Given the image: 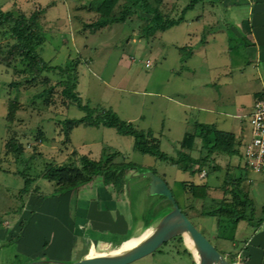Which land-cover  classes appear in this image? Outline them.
I'll use <instances>...</instances> for the list:
<instances>
[{"label":"rangeland","instance_id":"1","mask_svg":"<svg viewBox=\"0 0 264 264\" xmlns=\"http://www.w3.org/2000/svg\"><path fill=\"white\" fill-rule=\"evenodd\" d=\"M92 1L0 0V4L6 11L36 16L45 38L42 55L51 65L65 64L70 59L77 62L78 91L84 103L97 110L112 109L136 128L152 131L161 140L164 152L177 155L186 132L200 122L199 108L205 107L228 108L226 111L230 114H217L219 128L238 133L243 145L251 141L250 117L256 100L264 93V64L259 67L247 64L254 50L250 38L238 33L239 30L228 29L225 17L213 24L215 30L225 35L218 44L208 48L209 53L202 52L199 41L203 35L202 24L215 22L211 11L216 9L220 15L225 2L199 3L198 9L187 15V21L147 37L143 35L147 15L143 19L134 14L126 22L92 32L89 25L100 17V13L91 9ZM163 1L164 13L176 18L191 2ZM152 2L156 4V0ZM123 3L121 0L116 7V14H121ZM249 11L247 7L241 14L250 18ZM14 42L9 26L0 25V55H6ZM148 62L150 67L146 66ZM27 65L20 58L10 64L0 61V264H64L81 260L92 242L99 249L120 245L122 235L82 224L78 214L76 221L72 218L75 213L72 210L77 208V200L73 203L72 195L64 199L61 198L64 193L51 196L57 185L45 176L49 165L74 163L82 167L83 154L100 159L103 149L107 148L110 153L119 152L116 162H134L165 178L181 202H186L182 181L202 183V170L192 176L189 171L136 151L134 138L120 134L115 128L69 126L67 120L83 118L86 113L62 94L63 86L57 75L46 72L33 77L26 71ZM225 94L235 97L237 105L221 106ZM10 141L22 145L20 156L9 148ZM200 147L201 143L196 148V156H200ZM234 160L244 164L238 156ZM192 166L199 168L197 164ZM206 168L212 172L211 166ZM246 171L249 180L254 181V184L248 183L254 207V213L249 216L264 221V175ZM225 174L226 171L213 174L205 181L220 184ZM29 178L30 190H26ZM127 179L132 181L121 191L116 192L112 185L107 187L109 194L115 200L120 197L125 200L127 212L136 210L146 216L159 199L147 192L150 180L135 172H129ZM100 186H104L101 177L80 190H95ZM130 187L133 191L144 189L134 197ZM242 188L245 190L243 185ZM201 208L202 201H199L197 208L191 210V221L219 251L231 249V241L214 236L218 231L234 235L231 227L219 229L217 216H203ZM70 221L75 227H70ZM156 226H144L138 234ZM227 259L234 260L231 256ZM132 264L198 262L184 234Z\"/></svg>","mask_w":264,"mask_h":264},{"label":"trees","instance_id":"2","mask_svg":"<svg viewBox=\"0 0 264 264\" xmlns=\"http://www.w3.org/2000/svg\"><path fill=\"white\" fill-rule=\"evenodd\" d=\"M120 1H92L91 9L100 13L98 20L89 25L92 32H96L107 25L126 22L131 15L136 14L143 19L149 16L143 30V35L149 37L157 32L167 31L182 24L186 21L189 12L196 10L199 3H205L207 0H191L183 8L180 17L177 18L164 13L162 9L163 0H156V4L152 0H124L121 14H116L115 10ZM0 25L9 26V31L15 38V42L11 44L7 54L0 55V61L10 64L13 60L20 58L28 63L26 71L33 77H38L46 72H53L59 77V84L63 86L62 94L86 113L83 118L67 120L69 126L84 124L86 126L115 128L120 134L134 138V149L136 151L150 154L162 162L178 165L183 171H189L192 176L196 175L206 165L211 166L212 171L217 170L218 165L214 166L212 164L215 163L217 155L231 158L239 156L243 160V152L236 135L232 132L220 130L212 123H196L195 132L185 135L176 156L164 152L161 149V140L152 131L136 128L132 122L122 119L112 109L97 110V108L84 103V99L78 91L77 62L70 59L65 64L51 65L44 59L42 51L45 47V38L41 33L35 15L27 17L25 14H18L12 10L6 11L0 4ZM209 32V30H205L204 36L208 35ZM200 43L202 44V38ZM181 49H184V47H181ZM198 139L201 147L200 156L196 157L192 154V151L195 149ZM8 146L17 156L23 153L22 145L16 141H10ZM118 154V151L110 153L107 148H104L100 159L83 154L81 156L82 167H78L74 163L49 165L45 176L57 185L51 196L81 188L100 177L103 179V185L107 187L112 185L115 191L118 192L132 181L127 179L129 172H135L140 176L142 172L154 171L144 169L134 162H116L115 158ZM193 164H197L199 168L194 169ZM238 166L241 170L247 172L244 164H238ZM147 178L150 180L149 177ZM164 180L166 179L164 178ZM31 181L30 178L26 181V190H30ZM225 181L226 189L231 192V198L227 194L221 201L212 199L210 202V187L207 183L182 181L181 185L186 195V202L179 201L173 193L188 217H193L191 210L196 209L199 201H202V208L199 210L201 214L219 217V227L226 229L246 219L249 213L253 214L254 207L253 201L242 188V177H235L228 172ZM143 189L144 187L133 191L130 187V193L137 195ZM148 194L159 198L146 214V225L149 227L158 223L173 208V203L166 196L152 195L150 191H148ZM31 264L42 263L35 262Z\"/></svg>","mask_w":264,"mask_h":264},{"label":"crops","instance_id":"3","mask_svg":"<svg viewBox=\"0 0 264 264\" xmlns=\"http://www.w3.org/2000/svg\"><path fill=\"white\" fill-rule=\"evenodd\" d=\"M222 1L225 2V4L220 15H218L216 9L214 11H211L212 15L215 18V22H213L211 25L202 24L203 35L199 37V41H201L202 38V52L204 54L209 53L210 50H208V48L214 44H218L219 39L223 35H225L224 32L221 34V31L215 30L216 28H213V24H215L218 21L217 20L218 18L225 17V19L227 20L226 22H228L229 25L228 29L233 30V32L234 30H239L240 32L238 33H240L241 35L246 34V36L250 38L254 50H253V54L248 59L247 64L253 63L256 65V67H259L261 64H264V0H222ZM247 7H249L250 9L249 11L251 16L250 18H246L245 15L241 14V12L243 13L245 8ZM209 28H212V30L209 32L208 35L204 36L205 30ZM194 38L197 37L194 36ZM221 100H222L221 106L223 107L237 105L236 98L229 94L223 95ZM199 109L201 110L200 112H202L199 114L200 118H198L200 122L212 123L215 124L218 129L227 131L219 128L220 124H218L217 114L218 115L230 114L229 112L226 111L228 108L205 107ZM235 116H239V115H235ZM220 122L222 123V121ZM193 132H195V127L193 128V130L186 132V134ZM228 132H232L236 135V138L242 150L244 148V145L240 140V136L238 135V133L233 131H228ZM181 142L179 146L181 145ZM199 144H200V140L198 139L196 141L195 149L192 151V154L194 156H196L195 151ZM234 158L235 157L231 158L228 156L217 155L215 157L216 159L215 163H212L214 166L218 165L217 170L208 172L209 168H206L207 165L202 168V171L200 172V174H202V183H207L210 187L209 188L210 202L212 199L221 201L225 198V196H227V194L228 197L231 198V192L230 190L228 192V189H226V181H225L228 172L232 173V175L235 177H242V185L245 187L246 190L244 191L246 195H248L249 198L253 201L251 196L252 191L248 186V183L254 184V181L251 179L249 180L248 173L241 170L238 166V163L241 162L234 160ZM175 166H177L179 170L183 171L178 165ZM224 171H226V174L225 177H223V181H221L220 184H215V182H213V184H210L205 181V179L209 178L211 175L216 173L221 174V172L223 174ZM204 173L206 174L204 175ZM149 187H150V183L148 184L147 192L149 191ZM108 188L105 185L100 186L99 188H95V190H89L88 188H86L85 190L82 189L80 190V188H78L80 191L78 189H75L64 193L65 195L63 194L61 195L62 199H64L66 195L68 196L72 195L73 203H75V201L77 200L76 203L77 208L72 210L73 213L75 212L74 215H72V218L74 220L76 214H78L77 217L79 216L83 220L82 224L87 223L89 225H93L95 229L104 230V231L108 230L111 232H116L118 233V235H122V238L120 239V245L116 247L114 246L109 249L102 247L101 249H99L97 247V244L92 242L89 245L88 251L85 252L84 257L89 255L91 252H93V255H96L98 254L99 250L105 251V250L114 249L113 251H111L114 252L125 246L131 237L137 235L138 232L140 231L139 229H141L144 226H147L146 225L147 219L145 215L143 216L141 213L138 214L136 210L134 212H131L132 210L127 212L126 204H123L125 200H121L122 199L121 197L118 198V200L113 199L109 194V191L107 190ZM142 191H140L137 195H132V196L137 197L139 196L140 193H142ZM89 192L93 193L91 197L86 196ZM98 193H100L101 195H97ZM94 194H96V196ZM44 201L41 203V205L45 203ZM133 201L134 202H132V204L135 205V199ZM217 218L219 225V217ZM70 225H71L70 227H75V223H73L72 221H70ZM231 229L233 230L234 233V235L231 236L222 234L220 231L214 234L216 238L225 240L227 242L228 241L232 242L233 249L228 248L229 250H225V252L223 251L220 252H222V254H224L226 258L227 256L233 257L234 260L231 261L239 264H264V221L256 220L252 215V218L248 216L246 219L241 220L238 224L233 225Z\"/></svg>","mask_w":264,"mask_h":264},{"label":"water","instance_id":"4","mask_svg":"<svg viewBox=\"0 0 264 264\" xmlns=\"http://www.w3.org/2000/svg\"><path fill=\"white\" fill-rule=\"evenodd\" d=\"M150 178L149 191L152 195L166 196L173 203V208L156 223L152 234L139 245L120 253L98 252L87 255L81 260L64 264H132L146 256L154 254L162 246L174 238L189 234L201 249L207 264H239L232 262L200 231L190 218L183 212L169 184L154 171L142 172ZM199 264V263H198Z\"/></svg>","mask_w":264,"mask_h":264},{"label":"built area","instance_id":"5","mask_svg":"<svg viewBox=\"0 0 264 264\" xmlns=\"http://www.w3.org/2000/svg\"><path fill=\"white\" fill-rule=\"evenodd\" d=\"M250 119L253 137L242 149L244 165L247 170L264 175V93L256 100Z\"/></svg>","mask_w":264,"mask_h":264},{"label":"bare ground","instance_id":"6","mask_svg":"<svg viewBox=\"0 0 264 264\" xmlns=\"http://www.w3.org/2000/svg\"><path fill=\"white\" fill-rule=\"evenodd\" d=\"M153 230L154 229H151V230L145 231L142 234H137V235L131 237L125 246H123L122 248H120L114 252H111V253H120L126 249H129V248H132L136 245H139L141 242H143L147 237H149L152 234ZM186 240H187L190 248L193 250L194 255L197 259V262L199 264H207L201 249H199L197 247L194 240L192 239V237L189 234H186Z\"/></svg>","mask_w":264,"mask_h":264}]
</instances>
